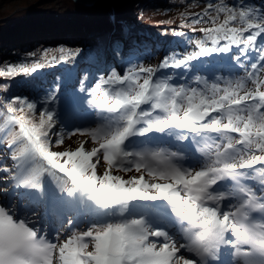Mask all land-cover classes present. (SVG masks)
I'll return each instance as SVG.
<instances>
[{"label":"snow or ice","instance_id":"snow-or-ice-1","mask_svg":"<svg viewBox=\"0 0 264 264\" xmlns=\"http://www.w3.org/2000/svg\"><path fill=\"white\" fill-rule=\"evenodd\" d=\"M204 16L212 26L201 31L211 46L197 41L198 52L171 64L165 58L160 68H179L201 55L228 53L233 46H243L246 53L264 36V10L209 4ZM259 60L264 62V47ZM39 67H10L7 74H29ZM257 67L251 64L253 70ZM156 71L140 67L121 75L113 70L91 89L88 104L97 110L98 120L95 127L79 132L97 145L91 150L81 143L75 150L52 151V111H41L37 121L25 114L24 106L32 113L34 103L18 100L21 108H7L4 137L10 136L6 148L14 149V187L42 191L45 174H63L57 182L59 192L79 196L97 220L57 244L0 206V264H210L218 259L222 245L231 248L234 264H264V77L248 73L254 88H247L241 78L224 87L205 81L204 89L198 90L173 86L167 77L154 79ZM185 132L193 134L203 157L198 169L179 163L196 155L191 145L183 155L163 148L129 150L133 137L161 133L185 141ZM63 143L62 137L55 141L56 146ZM101 156L106 168L98 174ZM133 169L138 176L113 174ZM245 180L260 188L242 183ZM230 198L237 203L222 211L221 202ZM58 200L64 203L63 197ZM155 201L171 206L184 243L177 245L167 231L153 230L147 217L160 209L134 203ZM181 249L193 258L178 255Z\"/></svg>","mask_w":264,"mask_h":264},{"label":"trees","instance_id":"trees-1","mask_svg":"<svg viewBox=\"0 0 264 264\" xmlns=\"http://www.w3.org/2000/svg\"><path fill=\"white\" fill-rule=\"evenodd\" d=\"M221 3L237 8L242 6L239 0H100L86 9L66 0L61 12L54 17L48 16L47 22H41L52 23L55 28L65 21V32L57 30L59 34L55 36L44 35L46 27L42 28L40 18L30 14L35 7L8 15L5 20H0V137H4L3 121L8 115L7 108L12 106L19 109L21 105L17 101L23 100L36 105L32 113H28L24 106L25 114L34 120L38 121L41 111L54 113L55 125L48 138L53 151L52 145H55L56 139L72 128L77 120L97 123V110L88 104L90 91L94 88L92 83L106 78L113 70L123 75L125 68L134 65L135 61L146 62V66L140 67L157 69L159 78L177 72L193 83L194 74L211 71L217 82L241 78L246 82L240 65L233 66L228 61L230 56L240 55L241 46H233L228 53L201 55L179 68L159 67L165 58L171 64L175 59H186L198 52L196 42L206 41V35L201 30L212 26L204 11L209 4L215 6ZM208 11L210 15H215L211 9ZM64 19L74 20L68 22ZM222 19L221 14L217 23ZM206 44L211 46L210 42L206 41ZM262 47L264 36L258 37L256 48H250L247 52L259 58ZM111 53L116 56V63ZM62 55L65 57L63 60ZM37 63L41 65L38 75L7 74L10 67ZM104 65L106 69L103 70ZM79 71L81 77H78ZM195 87L199 88L197 85ZM84 92L86 102L68 107L69 103L74 102V96ZM9 139L10 136L4 137L3 143H0V154H5V157H0V169L9 168L11 171L1 172L13 181L11 175L16 168L11 159L14 149L6 148ZM170 143L178 151H186L183 141H177L175 136L170 137ZM61 177L63 174L60 173H57V178L45 174L42 191L23 188V192L30 197L32 206L42 204L47 196V206L51 212L78 208L81 214H90L80 203L79 196L68 197L66 193L59 192L57 182ZM59 197H63L64 203L59 202Z\"/></svg>","mask_w":264,"mask_h":264},{"label":"rangeland","instance_id":"rangeland-1","mask_svg":"<svg viewBox=\"0 0 264 264\" xmlns=\"http://www.w3.org/2000/svg\"><path fill=\"white\" fill-rule=\"evenodd\" d=\"M65 1L66 0H0V20H5V18H7L8 15L14 13V12H24L26 10H29V8L31 7H35L34 10H31L30 14L31 16L36 17V15H38L39 17H42L43 14H47L48 16H53L58 14L59 12H61V10L64 8L65 6ZM242 3V6L245 7H254L256 9L259 10H264V0H239ZM253 2V3H251ZM38 10H42L40 12H36ZM240 59L239 61L236 60L235 56H231L229 57V62L230 64L233 65H237L239 64L241 69V73H243L245 75V77L247 78V75L249 72H253L255 71V75L257 77H264V62H261L259 60V58H255L253 55H251L250 53L244 51L243 46L240 47ZM252 63H257L258 67L256 70H253L251 68V64ZM141 65H145L146 66V62L142 61L140 63H136L130 66V67H126L125 72H128L129 70H137L138 67H140ZM123 73V74H124ZM166 77H168L170 80H168V82L173 85V86H183L185 88H196L195 86H199V88H197L198 90H202L205 87V81L208 83V85L212 84V83H217L219 84L221 87H224L227 81H215L214 80V73L211 74H197L196 78H194L193 84L192 82H190V79L188 78L187 81H183L184 78L186 76H179L178 73H171L166 75ZM220 77V76H219ZM154 79H162L159 78V75L157 72H155L154 74ZM182 79V80H181ZM222 79V78H221ZM99 81H96V83H94L95 85L98 83ZM246 87L247 88H254V85L251 83L250 80L247 79L246 81ZM86 98H84V96H82L80 98V100L82 102H86L87 100H85ZM146 107V106H145ZM96 123L94 121H86V120H78L76 124H74V126H71L72 128H70L67 132L63 133V135H61V137L64 140V143L60 146H56V145H52V149L53 151H65V150H75L77 147L80 146L81 143L85 144V149L86 150H91L93 147H96L97 145L93 144L90 140L89 137L85 136V135H80L79 132L80 131H85L87 129H90L92 127H95ZM79 130V131H78ZM76 132V135H71V133ZM187 136L192 135L191 133H187L185 132ZM150 134H154V133H150ZM235 135V134H233ZM168 139H170L169 136H167ZM132 139V138H131ZM142 145V144H140ZM140 145H136V147L129 145V150H143V149H147V148H143ZM166 149L169 151H176L177 148L170 146L168 144H164L162 142H158L155 146H153V148L148 149V150H159V149ZM199 154V152H197ZM0 157H5V154H0ZM193 160V159H192ZM179 161V163H181L184 167H190L193 169H198L201 164L203 163V157H201L200 155L197 156V160L194 161L193 163H191V161ZM106 168V164L104 163L102 156L100 159V162L97 166V172L98 174H102L104 172ZM113 174L114 175H120L125 179H128L131 176H138L139 173H136L135 170L133 169L130 172H122V171H115L113 170ZM13 181L9 180L8 178H6L4 176V173H2L0 171V206L5 207L9 212H11L15 217L19 218V219H25L27 220L30 225L33 226L39 231L40 234H42L44 232V234L46 235V233L48 234L49 238L48 240H50L53 243H61L63 240H65L68 236H70L72 233L74 232H83L86 231L93 222H95L97 219L95 218H90V221L87 223L88 220V216L85 215V217L81 216L78 217L77 216V212L76 210L72 209V211L70 212L71 215H68L67 219H65L64 221H62V223L59 225V227L57 228V231L55 232H50V230L47 228L48 226V222H46L44 219L42 224L44 225L43 227H38L36 225V223H34V221H36V219H41V217L39 218L38 214L40 212H44L46 209L44 206H41L45 203V200L43 201L42 204L39 205L38 208H33L31 211L30 206H24L23 201L24 198L26 199L27 196H22L20 189L19 188H13L14 186ZM13 186V187H12ZM17 191V192H15ZM261 193H258V195H260ZM22 196V197H21ZM11 198V199H10ZM10 200H14L15 201V206L13 208V211H11L12 206L10 205ZM156 202V201H155ZM164 203H166L165 201H162ZM151 203V202H150ZM154 203V202H153ZM235 203H237L236 199L233 198V200L231 201V203L228 204V207L226 209V211L231 210V205H234ZM19 210V215H16L14 213V210ZM39 211V212H38ZM87 214V213H86ZM75 216H77V219H75V224L72 223V221L74 220ZM46 219V218H45ZM83 219V220H80ZM175 216H174V220H173V226H171L168 230H166L169 235L176 240L177 245L184 243L185 241L182 238V233L180 230V225L175 223ZM69 221H71V223H69ZM151 225V224H150ZM153 228V230L157 229L154 226H151ZM165 230V229H164ZM151 240L156 241L158 244L163 242V238H155L152 237L150 238ZM91 250V249H89ZM178 255H182L186 258H193L191 256V254H189L186 250L181 249L180 252L178 253ZM234 262V261H233ZM234 264V263H233Z\"/></svg>","mask_w":264,"mask_h":264},{"label":"bare ground","instance_id":"bare-ground-1","mask_svg":"<svg viewBox=\"0 0 264 264\" xmlns=\"http://www.w3.org/2000/svg\"><path fill=\"white\" fill-rule=\"evenodd\" d=\"M40 11H42V10H38V11H36V12H40ZM36 17H38V18H40L39 20H41L40 22H39V24H40V26L43 28H45L46 27V29H44L45 30V34L44 35H53V36H55V35H58L59 33H58V31L57 30H62V32H65V30L67 29L66 27H64L63 26V24L65 23V21H64V23H59L58 24V27H55L56 28V30H54L55 28L54 27H52V26H55V25H52V23L51 24H47V23H41V22H47L48 20L47 19H49L48 18V15L45 13V14H43L42 15V17H39L38 15H36ZM54 20V19H53ZM53 20H49L50 22L51 21H53ZM56 20V19H55ZM64 20H66V21H68V22H72L74 19H64ZM4 23V22H3ZM75 23V22H74ZM57 25V24H56ZM74 26H77V24L75 25L74 24ZM69 27H72V26H69ZM38 27H36L35 29H37ZM47 38V37H46ZM114 63H116L117 62V60H114L113 61ZM106 67V65H104L103 67H102V69L104 70V69H106L105 68ZM80 73H78V77H81L82 75H81V71H79ZM74 73V72H73ZM72 73V74H73ZM71 75V74H70ZM84 77L85 78H89L88 76H86V75H84ZM94 83H96V81H94L93 83H92V85L95 87V84ZM82 96H84V98H86V93L84 92V93H82V94H80L79 96H74L73 98L76 100V99H79V98H81ZM63 133H65V132H63ZM63 133H62V135H63ZM211 135H213V134H211ZM213 136H215V135H213ZM144 207H147V206H144ZM69 209H71V208H69ZM72 210V209H71ZM86 215H90V214H86ZM94 218V216H91L90 218ZM90 218H88V219H90ZM60 223H62V221L60 222Z\"/></svg>","mask_w":264,"mask_h":264},{"label":"water","instance_id":"water-1","mask_svg":"<svg viewBox=\"0 0 264 264\" xmlns=\"http://www.w3.org/2000/svg\"><path fill=\"white\" fill-rule=\"evenodd\" d=\"M71 1L87 9L100 0H71ZM35 65L36 64H33L31 66H35ZM40 73H41V67L37 68L34 72H30L31 75H38Z\"/></svg>","mask_w":264,"mask_h":264}]
</instances>
